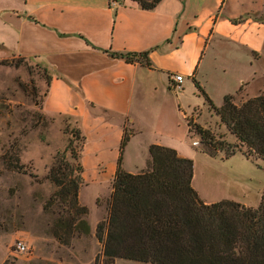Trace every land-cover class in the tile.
I'll use <instances>...</instances> for the list:
<instances>
[{
	"label": "crops",
	"instance_id": "obj_1",
	"mask_svg": "<svg viewBox=\"0 0 264 264\" xmlns=\"http://www.w3.org/2000/svg\"><path fill=\"white\" fill-rule=\"evenodd\" d=\"M215 44L234 46L237 57L247 61L246 74L234 87L213 70L225 65L214 54ZM143 50L149 51L152 64L140 56L129 60L117 54ZM7 53L36 57L47 68L51 79L42 109L75 118L86 138L83 186L103 188L97 200L104 196L108 205L126 127L130 139L122 166L129 172L147 168L133 158L154 143L188 157L175 143H138L144 112L152 111L173 131L187 116V90L207 103L195 79L221 106L227 93L264 78V67L259 72L254 65L264 63V0H161L151 9L135 0H0V57ZM174 73L184 76L180 86ZM208 79L216 85L207 84ZM194 178L195 173V187ZM197 191L205 202H215ZM90 225L95 236L96 228Z\"/></svg>",
	"mask_w": 264,
	"mask_h": 264
},
{
	"label": "rangeland",
	"instance_id": "obj_2",
	"mask_svg": "<svg viewBox=\"0 0 264 264\" xmlns=\"http://www.w3.org/2000/svg\"><path fill=\"white\" fill-rule=\"evenodd\" d=\"M214 54L224 59L225 65L213 70L223 75L229 86L237 85L238 78L246 74L243 67L246 59L238 58V52L230 45L219 47L215 44ZM254 65L262 72L264 63ZM206 82L216 85L213 80ZM47 83V69L38 58L15 53L0 57V264H94L97 255L100 260L104 258L102 244L96 235H67L60 229V234L70 237L68 243L56 235L55 222L63 205H47L57 189L48 173L56 155L66 152L69 157L70 140L78 149L81 137L78 138L75 132L79 128L75 118L44 113L42 102ZM259 89L264 90V78L248 80L235 94L236 103L250 98ZM177 90L179 87L175 88ZM197 94L191 89L186 91L183 99L186 117L209 128L214 142L237 144L236 136L220 122L208 103L197 100ZM141 118L144 130L138 143L162 140L179 145L194 160V184L205 198L215 201L228 198L253 207L260 204L264 191V160L247 158L240 151L230 157H225L224 151H218L215 156L203 152L211 145L189 131L184 117L179 119L173 131L152 111L144 112ZM193 141L198 144L193 145ZM150 157L148 150H142L133 159L137 160V165H148ZM17 163L24 167L8 166ZM104 192L95 185L80 189V199L89 208L86 218L93 229L108 214L105 197L97 200ZM68 218L67 215L64 220ZM19 240L27 244V251H17L15 244ZM114 264L149 263L118 258Z\"/></svg>",
	"mask_w": 264,
	"mask_h": 264
},
{
	"label": "trees",
	"instance_id": "obj_3",
	"mask_svg": "<svg viewBox=\"0 0 264 264\" xmlns=\"http://www.w3.org/2000/svg\"><path fill=\"white\" fill-rule=\"evenodd\" d=\"M135 1L151 9L161 0ZM117 54L129 60L140 56L152 64L148 50ZM50 79L48 72V82ZM195 83L238 141L214 142L209 128L186 117L189 131L211 145L202 151L211 156L224 151L225 157L240 151L247 158L264 160V90L241 103H236V93H227L222 105L217 106L197 79ZM129 130L126 127L121 141L108 214L96 226L104 258L100 260L97 255L94 264H114L118 258L150 264H264V191L257 207L228 198L205 202L192 183L194 160L173 147L156 143L149 147L151 160L147 168L129 172L122 166ZM75 132L81 137L79 148L71 139L67 147L70 156L59 152L48 173L57 189L47 205H63L55 226L57 237L66 243L70 237L65 238L60 229L67 235L91 234L86 218L89 208L80 201V189L85 183L81 151L86 138L80 128ZM8 166L24 167L20 163ZM67 215L70 218L64 220Z\"/></svg>",
	"mask_w": 264,
	"mask_h": 264
},
{
	"label": "built area",
	"instance_id": "obj_4",
	"mask_svg": "<svg viewBox=\"0 0 264 264\" xmlns=\"http://www.w3.org/2000/svg\"><path fill=\"white\" fill-rule=\"evenodd\" d=\"M111 1H112L113 3H119V2H121V1H123V0H111ZM172 77H173V79L176 81V86H180V85H181V82H182L183 79H184V76H183L182 73H174V74L172 75ZM193 144H194V145H197V144H198V141H193ZM15 246H16L17 251H19V252H25V251H27L28 248H29V247L27 246V244H26L25 242L21 241V240H19L18 242H16Z\"/></svg>",
	"mask_w": 264,
	"mask_h": 264
}]
</instances>
